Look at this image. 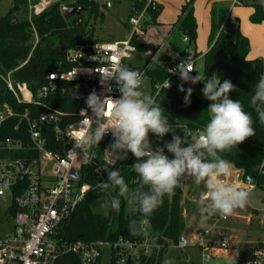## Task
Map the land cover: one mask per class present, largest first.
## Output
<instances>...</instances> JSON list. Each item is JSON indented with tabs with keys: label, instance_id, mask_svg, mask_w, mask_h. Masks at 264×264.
Wrapping results in <instances>:
<instances>
[{
	"label": "trees",
	"instance_id": "trees-1",
	"mask_svg": "<svg viewBox=\"0 0 264 264\" xmlns=\"http://www.w3.org/2000/svg\"><path fill=\"white\" fill-rule=\"evenodd\" d=\"M27 0H14L9 12L17 13L20 6L26 5ZM136 0H133V5ZM61 6H80L84 11L77 16L66 19L60 11ZM100 5L96 0H75L73 4L55 2L48 8L29 19H13L8 12L0 16V106L7 104L13 110L27 111L31 118L44 112L43 106H49L65 114H74L84 105L81 98L73 96L74 83L58 82V92L46 97H37L36 90L48 84L47 76L54 72H60L68 68L65 62L67 51L76 44L92 40V32L89 30L91 20H96L102 14L99 13ZM160 6L155 11H150L148 16L154 20L159 14ZM210 29L207 37L208 49L203 54V73L207 79L213 75L219 76L221 82L230 80L236 90L231 92L230 98L239 99L246 111H252L249 107L250 96L259 77L264 73V60L260 57L248 58L249 44L247 39L239 32L238 19L228 13V9L211 4ZM252 23L264 22V4L254 3L253 13L250 15ZM153 22V21H152ZM172 28L174 34L169 39V44L177 54H183L190 46L194 47L197 36V24L193 11V0H187L181 7L180 13ZM186 37V43L181 39ZM132 43L137 51H149L148 61L142 67L131 68L138 70L146 67L145 76L149 79L151 87L156 83H162L166 79L170 87L162 88L155 96V100L164 108V114L168 117L171 125H185L194 136L202 129L210 117L207 99L199 98L193 92L190 103H185L184 97L187 91L181 92L179 86L183 84L185 90L188 87L175 78H169L166 65L174 58L163 56L161 63L150 62L155 54L153 45L141 44L136 37ZM181 43V44H180ZM196 57L198 54L193 53ZM194 72V71H193ZM192 72V73H193ZM9 75L13 85L25 83L32 93V103H18L8 90L3 78ZM203 88L204 82H199ZM152 91V90H151ZM35 102V103H34ZM255 118V113H253ZM73 115L66 116L63 122H75ZM11 123V122H10ZM254 127L256 135L249 137L231 151L220 153L222 158L230 162L234 169L241 172L242 178L251 177L257 188L264 190V125L255 119ZM47 133L46 147L51 150L61 148L51 131ZM16 133L5 132L0 128V138ZM190 141L191 139L186 136ZM91 158L87 163L79 167L80 183L89 186L83 200L78 203L71 215L64 220L57 229L56 238L64 244H73L77 241L90 242L95 240L116 242L118 239L140 241L143 237L140 225L139 234H132L129 225L132 220H139L140 213L121 198L119 212L111 210L104 215L93 210L94 202L100 198L111 200L117 196L118 189L109 188L107 191L100 190L98 182L107 181V172L101 165L100 148L94 147L89 151ZM94 154V158L93 157ZM166 155L172 158V154L166 150ZM136 162L131 152L127 159L117 161L115 169L121 171L126 183L130 187H137L140 182L139 176L133 170L132 165ZM101 167V174L96 169ZM110 168V167H109ZM181 181L176 187L174 195L169 199L164 197L163 204L149 218V242L156 241L160 249L152 251L149 257L138 256L134 261L127 260L125 264H161L164 250L169 244H174L182 234L185 220L182 216L180 205ZM187 212L190 213L192 202H187ZM130 211H128V208ZM262 246V243H247L239 248L238 260L235 264H243L250 258L253 252ZM116 249L110 251L111 264H115ZM54 264H82L77 254L68 252L57 257Z\"/></svg>",
	"mask_w": 264,
	"mask_h": 264
},
{
	"label": "built area",
	"instance_id": "built-area-1",
	"mask_svg": "<svg viewBox=\"0 0 264 264\" xmlns=\"http://www.w3.org/2000/svg\"><path fill=\"white\" fill-rule=\"evenodd\" d=\"M233 4L244 5L245 2L234 0ZM158 6L157 0H136L128 15L129 34L126 39L114 42L84 40L76 44L65 55L68 68L49 74L48 84L36 90L37 97H46L58 92V82L74 83L73 96L84 101L76 113L65 114L44 105L45 111L31 118L27 111H15L7 104L0 106V128L18 135L0 138V207L11 221L8 231L0 232V264H54L59 255L68 252L77 254L82 264H99L105 247H109L110 251L116 249L115 264H125L127 260L132 262L138 256L149 257L154 249H160L159 245L149 242L148 235L144 241L118 239L114 243L95 240L64 244L56 238L59 225L71 215L89 190L87 184L80 183L77 158L82 150L75 146L76 142L72 139L83 134L82 122L86 117L95 119L92 110L87 107L86 99L93 91L101 99L105 96H121L114 80L102 84L100 74L94 70L116 63L128 66L127 62L137 51L132 38L141 35L149 12L157 10ZM186 41L184 37L183 42ZM190 57L194 67L196 59L193 53L168 63L166 69L169 78L181 80L178 72H170L169 69H176L178 64ZM138 71L145 77L146 67ZM3 81L18 103L33 102L32 93L25 83L16 88L9 75ZM168 86V79L154 84L151 96L155 98L162 88ZM69 115L75 116L77 120L63 122ZM50 127L55 141L61 144V148L56 150L46 147ZM108 138H113L110 132L102 139L99 148ZM87 157L89 161L91 154L88 153ZM96 171L101 174V167ZM237 176L242 177L241 173ZM243 181L248 191L257 189L251 177L246 176ZM208 219L209 227L196 229L192 241L181 234L172 245L179 249L197 247L201 253L200 264H208L221 257L236 262L238 249L232 246L230 237L225 234L210 237L218 222L225 218L211 214ZM6 223L0 218V229ZM243 264H264V244Z\"/></svg>",
	"mask_w": 264,
	"mask_h": 264
},
{
	"label": "clouds",
	"instance_id": "clouds-1",
	"mask_svg": "<svg viewBox=\"0 0 264 264\" xmlns=\"http://www.w3.org/2000/svg\"><path fill=\"white\" fill-rule=\"evenodd\" d=\"M94 71L100 74L102 84L114 80L121 96L101 99L95 91L90 93L86 104L95 119L86 117L82 122L83 134L72 139L83 155L88 156L105 135L112 134L113 142L103 152L107 181L98 182L97 187L102 191L118 189L117 196L108 202L113 211H120L123 198L140 213L139 220L130 222L129 231L132 234H139L140 225L149 224V218L163 204L164 197L170 199L185 176L197 185H204L197 201L202 221L211 214L228 218L236 209L246 206L250 193L245 188L225 182V178L232 174V166L220 153L231 151L247 138L255 136V119L264 125V75L259 77L250 96V112L245 110L239 99L230 98L229 94L236 90L230 80L221 82L217 75L205 79L193 67L191 57L178 64L176 69H169L170 72H178L183 82L193 85L204 82L201 92L211 102L207 108L210 117L190 141L186 136L182 138L173 134L164 148L153 149L149 133L162 139L174 130L164 114V108L152 96L141 91L144 74L123 63ZM193 71L198 74L190 75ZM179 90L187 91L184 101L190 103L193 89L185 90L181 84ZM165 149L172 154V158L165 154ZM129 152L135 157L132 167L140 178L135 188L130 187L121 171L114 167L117 161L127 159ZM152 243L155 245L156 241ZM164 264H172V261L166 259Z\"/></svg>",
	"mask_w": 264,
	"mask_h": 264
},
{
	"label": "rangeland",
	"instance_id": "rangeland-1",
	"mask_svg": "<svg viewBox=\"0 0 264 264\" xmlns=\"http://www.w3.org/2000/svg\"><path fill=\"white\" fill-rule=\"evenodd\" d=\"M99 5V13L102 14L96 20L89 22V30L92 32V39L102 42H112L119 38H122L125 34L128 14L131 8L130 1L128 0H96ZM213 1L218 6L225 7L228 9V13L231 16L238 19L239 32L244 36L249 44V55L252 58L260 57L264 60V24L252 23L250 21V12L254 9V3L257 0H245L244 5L233 4L228 0H193L194 15L197 22V36L195 41V47L197 52L204 53L207 49V37L210 29V14H209V3ZM14 0H0V16L6 15L11 7L13 6ZM55 2L64 4H73L75 0H27L26 5L20 6L17 13L9 12L13 19H29L32 15H36L48 8ZM164 11L161 13V19L163 22L171 20L174 16V10L179 8L183 4L184 0H163ZM155 28L154 26H151ZM160 31H162L160 29ZM156 41L160 42V34H156ZM140 36L137 37V40ZM168 52L167 45L163 44L160 48V53L165 54ZM160 53L155 54V60L160 58ZM131 63L134 66L142 67L145 64V55L141 51H136L135 55L131 58ZM195 69L201 74L203 73V58L198 59ZM198 72L195 71L194 75ZM193 76V75H192ZM182 81V80H181ZM183 82V81H182ZM184 83V82H183ZM141 91L151 96V85L149 79L145 76ZM174 133L170 132L166 134L162 139L158 138L152 133H149V140L152 144L153 149L164 148L165 143L172 140L173 134L179 135L182 138L184 136L192 139L194 134L187 129L185 125H172ZM166 153V149H165ZM88 157L80 153L77 158V166L80 167L82 163H87ZM101 165H105L104 157L101 158ZM112 167V166H108ZM257 196L253 199V205L258 207V211L251 215V219L246 221L245 218H236L233 214L225 220H221L210 233L211 238H215L218 234H225L231 238L232 243L235 247L241 246L245 243H264V191L257 188ZM259 190V191H258ZM109 197H113L109 193ZM109 200L106 198H100L94 202L93 210L101 213L108 214L112 209L108 204ZM129 206V205H128ZM130 207V206H129ZM129 207L127 208L130 211ZM3 208L0 207V218L4 219V224L0 232L4 233L8 231L10 226V216L4 213ZM241 215H248L251 210L249 208L239 209L236 211ZM216 215V214H215ZM210 225L209 219L202 221L198 208L195 209L194 213L188 217L185 221V226L182 234L189 240L192 241L194 231L196 228H208ZM141 231L143 237L140 241H144V237L149 234V227L142 225ZM239 250V249H238ZM168 259L172 261V264H200L201 253L197 247H186L184 249L176 248L174 245L169 244L164 250L161 264ZM234 261L226 260V258H217L211 260L208 264H234ZM99 264H111L110 249L105 247L102 252V256Z\"/></svg>",
	"mask_w": 264,
	"mask_h": 264
},
{
	"label": "crops",
	"instance_id": "crops-1",
	"mask_svg": "<svg viewBox=\"0 0 264 264\" xmlns=\"http://www.w3.org/2000/svg\"><path fill=\"white\" fill-rule=\"evenodd\" d=\"M128 1H130L131 8H132V6H133V0H128ZM157 1L159 3V6H160L159 14L157 15V17L154 20L150 19L149 17L147 18L145 29L141 33L140 39H138V41L141 44L153 45L156 48L155 54L156 53H160V48L162 47L163 44H165L168 47V52L165 53V54H161L160 53L161 55H160V58L158 60H155V54H153L152 57L149 59L150 62L161 63V60H162V57L163 56L173 57L174 59H176V58H178L180 56H183V55H185L187 53H197L198 55L195 57V59H196L195 65H196L198 59L203 58V54L205 52L204 53L197 52V49H196L195 46L194 47L190 46L188 49L185 50V52L183 54H177L173 50V48L171 47V45L169 44V39L174 34V30L172 28V25L176 21L177 16L180 13V9H181L182 5L187 0H184L183 4H181V6L179 8H176L174 10V16L171 18V20H168V21H165V22H163L162 20H160L161 19V13L164 11V2H163V0H157ZM228 2L233 3L234 0H228ZM244 2H245V0H244ZM212 3H213V1H210V3H209V12H210V7H211V4ZM131 8H130V11H131ZM253 10L250 12L249 15H251L253 13ZM130 11H129V13H130ZM193 11H194V9H193ZM229 14L231 15V13H229ZM194 17H195V15H194ZM196 24H197V22H196ZM262 24H264V22H262ZM151 26H154L155 28H153ZM125 28H126V31L127 32H125L124 36L122 38H119V39L114 40V41L124 40V39H126L128 37V34H129V25H128V23H125ZM160 29L162 31H160ZM196 32H197V30H196ZM156 34H160V42L159 43L156 41V38H155ZM92 40L97 41V42H102V41H98V40H95V39H92ZM114 41H112V42H114ZM181 43H183V38L181 39ZM207 49H208V45H207ZM207 49H206V51H207ZM141 52H143L144 55H145V64H146V62L148 61L149 51H141ZM248 58L249 59H254V58L250 57L249 53H248ZM127 64H128V67H132V68H137L138 67V66H134L131 63V59H129V61L127 62ZM195 65H194V68H195ZM194 73H195V71L192 74H190V75L195 76ZM184 84L188 88H192L193 89L192 92L196 96H198L199 98H203V94L201 92L202 87L199 85V83L193 85L190 82H184ZM112 142H113V138L104 139L102 145H100V159L103 157L104 150L106 148H108L109 145ZM238 173L240 174L241 172L239 170H237V169H234L232 167V174H231L230 177L225 178V182L231 183V184H233V185H235L237 187H240V188L247 189V186L244 183L243 178L237 176ZM202 191H204V185L203 184L197 185V184H195V182L193 181V179H191V178H189L187 176H185V177H183L181 179L180 205L182 206V216H183V218H184L185 221H186V219L188 217H190L194 213L195 209L198 208L197 207V201H198L199 196H200V193ZM262 191H264V190H262ZM249 193H250V195H249L248 202H247L246 206L243 209L249 208L251 210V212L248 215H241V214H238L236 212L237 210H239V208H238V209H236L233 212V215L237 219L238 218H245L246 221H249L251 219V215H254V213H256L258 211V207H256V206L253 205V199L257 196V193L258 192L255 189V190L249 191ZM189 201L192 202V205L190 206L192 208V211L190 213L187 212V206H186L187 205L186 203L189 202ZM196 229H199V228H196ZM251 243H253V242H251ZM245 244H247V243H245ZM245 244H243V245H245ZM262 244H264V243H262ZM243 245L238 246V247H235V245L232 243V246H234L237 249H239Z\"/></svg>",
	"mask_w": 264,
	"mask_h": 264
},
{
	"label": "water",
	"instance_id": "water-1",
	"mask_svg": "<svg viewBox=\"0 0 264 264\" xmlns=\"http://www.w3.org/2000/svg\"><path fill=\"white\" fill-rule=\"evenodd\" d=\"M257 4L261 5L264 4V0H257ZM61 14L66 18H70L72 16H77L81 12L84 11V7L80 6H61L60 8Z\"/></svg>",
	"mask_w": 264,
	"mask_h": 264
},
{
	"label": "snow or ice",
	"instance_id": "snow-or-ice-1",
	"mask_svg": "<svg viewBox=\"0 0 264 264\" xmlns=\"http://www.w3.org/2000/svg\"><path fill=\"white\" fill-rule=\"evenodd\" d=\"M109 107H111V105H109Z\"/></svg>",
	"mask_w": 264,
	"mask_h": 264
}]
</instances>
